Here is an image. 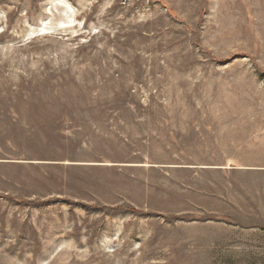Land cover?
<instances>
[{
    "label": "rangeland",
    "instance_id": "1",
    "mask_svg": "<svg viewBox=\"0 0 264 264\" xmlns=\"http://www.w3.org/2000/svg\"><path fill=\"white\" fill-rule=\"evenodd\" d=\"M0 264H264V0H0Z\"/></svg>",
    "mask_w": 264,
    "mask_h": 264
}]
</instances>
